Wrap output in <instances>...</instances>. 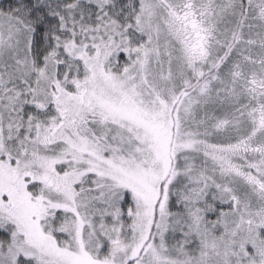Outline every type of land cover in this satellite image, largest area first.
<instances>
[{
  "label": "snow or ice",
  "instance_id": "snow-or-ice-1",
  "mask_svg": "<svg viewBox=\"0 0 264 264\" xmlns=\"http://www.w3.org/2000/svg\"><path fill=\"white\" fill-rule=\"evenodd\" d=\"M0 264H264V0H0Z\"/></svg>",
  "mask_w": 264,
  "mask_h": 264
}]
</instances>
